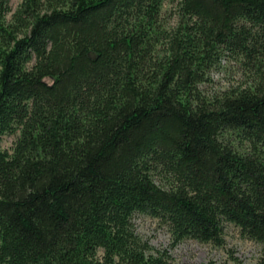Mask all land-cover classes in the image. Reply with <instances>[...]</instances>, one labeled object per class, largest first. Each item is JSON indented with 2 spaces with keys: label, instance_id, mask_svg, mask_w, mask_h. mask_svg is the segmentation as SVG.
Wrapping results in <instances>:
<instances>
[{
  "label": "trees",
  "instance_id": "16d2710c",
  "mask_svg": "<svg viewBox=\"0 0 264 264\" xmlns=\"http://www.w3.org/2000/svg\"><path fill=\"white\" fill-rule=\"evenodd\" d=\"M165 1L0 0V264H166L136 212L264 242V0Z\"/></svg>",
  "mask_w": 264,
  "mask_h": 264
},
{
  "label": "rangeland",
  "instance_id": "374dc122",
  "mask_svg": "<svg viewBox=\"0 0 264 264\" xmlns=\"http://www.w3.org/2000/svg\"><path fill=\"white\" fill-rule=\"evenodd\" d=\"M21 0H11L13 10ZM178 1L166 0L163 16L170 24L177 23ZM248 76L243 72L237 60L227 56L222 63L211 70V80L203 85L207 93L221 92L232 86L245 83ZM20 131L7 132L2 136V145L12 152ZM136 230L157 248H166L171 258L166 264H233V256H238L247 264L260 261L264 242L245 236L238 225L227 221L224 226V244L212 241H200L186 237L174 243L167 223L149 213L136 212L133 215Z\"/></svg>",
  "mask_w": 264,
  "mask_h": 264
}]
</instances>
